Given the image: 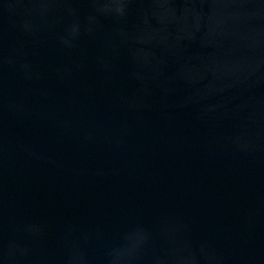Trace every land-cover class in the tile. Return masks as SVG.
Segmentation results:
<instances>
[{"label":"water","instance_id":"1","mask_svg":"<svg viewBox=\"0 0 264 264\" xmlns=\"http://www.w3.org/2000/svg\"><path fill=\"white\" fill-rule=\"evenodd\" d=\"M0 264H264V0H0Z\"/></svg>","mask_w":264,"mask_h":264}]
</instances>
